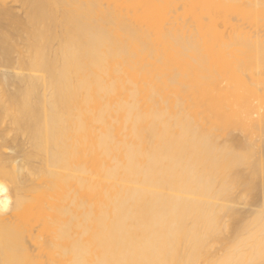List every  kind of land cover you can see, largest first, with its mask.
Segmentation results:
<instances>
[{"label": "bare ground", "instance_id": "obj_1", "mask_svg": "<svg viewBox=\"0 0 264 264\" xmlns=\"http://www.w3.org/2000/svg\"><path fill=\"white\" fill-rule=\"evenodd\" d=\"M243 25L264 0H0V264H264Z\"/></svg>", "mask_w": 264, "mask_h": 264}, {"label": "rangeland", "instance_id": "obj_2", "mask_svg": "<svg viewBox=\"0 0 264 264\" xmlns=\"http://www.w3.org/2000/svg\"><path fill=\"white\" fill-rule=\"evenodd\" d=\"M178 11H180V10L177 9V12H178ZM179 13H180V12H179ZM179 13H178V14H179ZM246 27H248V26H247V25H243V26H242L243 29H245ZM249 29H250L251 33H254V32L258 31L257 28H256V30L253 28L255 31H253V29H252L251 27H248L247 30H249ZM251 29H252V30H251ZM258 29H259V28H258ZM261 31H262V33H264V32H263V31H264L263 28L259 29V32H260V33H261ZM259 32H256V33L260 34Z\"/></svg>", "mask_w": 264, "mask_h": 264}]
</instances>
